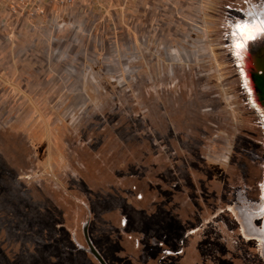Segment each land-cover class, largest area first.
I'll return each instance as SVG.
<instances>
[{
    "label": "rangeland",
    "instance_id": "1",
    "mask_svg": "<svg viewBox=\"0 0 264 264\" xmlns=\"http://www.w3.org/2000/svg\"><path fill=\"white\" fill-rule=\"evenodd\" d=\"M249 3L98 0L0 41V264H98L84 224L105 264H264L236 211L264 162L228 44Z\"/></svg>",
    "mask_w": 264,
    "mask_h": 264
},
{
    "label": "flooded vegetation",
    "instance_id": "2",
    "mask_svg": "<svg viewBox=\"0 0 264 264\" xmlns=\"http://www.w3.org/2000/svg\"><path fill=\"white\" fill-rule=\"evenodd\" d=\"M240 12L242 17L235 19V21L229 24V51L246 101L261 124L264 156V101L261 99L263 102L262 104L256 92L251 88L253 86L251 79L246 77V72L248 73L250 64L253 65L256 62L264 65V3L259 5L249 3L246 10ZM249 43H251V47L247 55L246 51L249 47ZM237 45H242V47H237ZM246 58L248 61L247 71L245 70L246 64L244 63ZM260 74L261 72L258 71L257 75ZM236 211L238 215L241 216V224L245 228L244 232L247 231L254 237L264 241V162L262 181L259 184L258 203L255 210L250 214H246L245 211H249L248 208L243 207L241 209L238 207ZM258 215L262 218L260 227L259 230H254L252 226H249V220ZM244 228L242 229L244 230ZM262 255L264 257V243Z\"/></svg>",
    "mask_w": 264,
    "mask_h": 264
},
{
    "label": "built area",
    "instance_id": "3",
    "mask_svg": "<svg viewBox=\"0 0 264 264\" xmlns=\"http://www.w3.org/2000/svg\"><path fill=\"white\" fill-rule=\"evenodd\" d=\"M95 1L98 0H0V41L27 40L30 36L31 41L59 42L66 27H75L73 21L64 22L62 15H73L76 9L89 10ZM57 51L53 48L52 53Z\"/></svg>",
    "mask_w": 264,
    "mask_h": 264
},
{
    "label": "water",
    "instance_id": "4",
    "mask_svg": "<svg viewBox=\"0 0 264 264\" xmlns=\"http://www.w3.org/2000/svg\"><path fill=\"white\" fill-rule=\"evenodd\" d=\"M250 47H251V43H249V47L246 51L247 55H248V51H249ZM244 63L246 64V68L244 66V68L246 70L247 66H248L247 58H246V61L244 60ZM248 68L249 69H248V73L246 72V77L251 79V82L253 85L251 88L254 92H256L258 99H260L261 103L263 104L262 100L264 101V65L258 64L255 62V64H253V65L250 64ZM258 71L261 72L260 75H257ZM82 235H83V239L85 241L86 247H87L85 249V251L87 253H89L95 259V261L98 264H105L104 261L102 260V258L99 256V254L93 248V246L91 245V243L87 237L86 224H84L82 227Z\"/></svg>",
    "mask_w": 264,
    "mask_h": 264
},
{
    "label": "crops",
    "instance_id": "5",
    "mask_svg": "<svg viewBox=\"0 0 264 264\" xmlns=\"http://www.w3.org/2000/svg\"><path fill=\"white\" fill-rule=\"evenodd\" d=\"M3 57H5V56H4V55H2V54H1V52H0V59H3Z\"/></svg>",
    "mask_w": 264,
    "mask_h": 264
},
{
    "label": "snow or ice",
    "instance_id": "6",
    "mask_svg": "<svg viewBox=\"0 0 264 264\" xmlns=\"http://www.w3.org/2000/svg\"><path fill=\"white\" fill-rule=\"evenodd\" d=\"M237 47H242V45H237Z\"/></svg>",
    "mask_w": 264,
    "mask_h": 264
}]
</instances>
